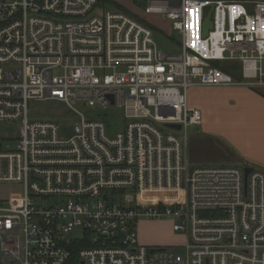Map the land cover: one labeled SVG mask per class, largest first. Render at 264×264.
Masks as SVG:
<instances>
[{
	"label": "built area",
	"instance_id": "2783aa9c",
	"mask_svg": "<svg viewBox=\"0 0 264 264\" xmlns=\"http://www.w3.org/2000/svg\"><path fill=\"white\" fill-rule=\"evenodd\" d=\"M112 3L0 0V125L20 131L0 140V184L24 189L0 199V264H264V171L188 154L203 124L192 88L264 87V0H147L180 40L169 54ZM222 61L240 62L244 81ZM33 101L74 112L73 135L31 119ZM80 103L122 108L124 130L110 136ZM141 220L171 221L183 256L142 244Z\"/></svg>",
	"mask_w": 264,
	"mask_h": 264
},
{
	"label": "rangeland",
	"instance_id": "374dc122",
	"mask_svg": "<svg viewBox=\"0 0 264 264\" xmlns=\"http://www.w3.org/2000/svg\"><path fill=\"white\" fill-rule=\"evenodd\" d=\"M116 4L112 3L111 6L105 8L106 11L117 10L126 11L131 16L140 20L143 18L149 26L153 28L154 40L164 53H174L180 45V40L177 35L173 36L171 24L166 19H163L157 15H145V8L147 6V0H115ZM141 21V20H140ZM173 36V37H172ZM214 66L222 71L229 72L234 77L235 81H244L242 77V64L240 62L222 61L214 63ZM30 118L31 119H46L56 120L61 127V134L64 137H71L73 135V129L75 121L78 116L74 115V112L67 109L64 105L55 102H30ZM76 109L79 113L83 114L87 119L101 120L111 125L108 129V134L114 136L122 132L125 128V114L124 110L119 107H109L108 109L100 107H90L85 104H78ZM65 119V122H63ZM200 127H190L189 134L192 135ZM19 124L0 125V140H16L19 138ZM212 140L203 141L197 143L193 149L195 156L205 162L219 166V162L224 158L223 152L219 146L214 147ZM221 158V159H219ZM218 162V163H217ZM228 166L237 164V161L233 160L226 163ZM239 164V163H238ZM238 166V165H237ZM24 195V189L17 183L0 184V199L8 200L14 197H21ZM124 197L120 194L116 196L115 201L119 204H124ZM49 204H58L61 202L60 198H52L47 201ZM129 206L133 207L134 203ZM138 233L142 243H149L157 247H165L168 250L176 253L179 257L184 254V249L181 248L184 239L178 233L172 231V222L163 220L161 222L145 221L141 220L138 224ZM79 235V232H77ZM142 239L145 241L143 242ZM166 239L170 242L165 243Z\"/></svg>",
	"mask_w": 264,
	"mask_h": 264
},
{
	"label": "crops",
	"instance_id": "0c3cea01",
	"mask_svg": "<svg viewBox=\"0 0 264 264\" xmlns=\"http://www.w3.org/2000/svg\"><path fill=\"white\" fill-rule=\"evenodd\" d=\"M189 105L203 115V124L190 135L188 146L194 165L214 166L193 151L197 143L213 139L210 144L219 146L224 155L219 166L235 160L264 171V87H196L189 91Z\"/></svg>",
	"mask_w": 264,
	"mask_h": 264
},
{
	"label": "water",
	"instance_id": "95a60500",
	"mask_svg": "<svg viewBox=\"0 0 264 264\" xmlns=\"http://www.w3.org/2000/svg\"><path fill=\"white\" fill-rule=\"evenodd\" d=\"M169 128L171 129H175V130H180V125H168ZM252 169L251 168H245L244 172H245V184L247 185V180H248V176L251 173Z\"/></svg>",
	"mask_w": 264,
	"mask_h": 264
},
{
	"label": "trees",
	"instance_id": "16d2710c",
	"mask_svg": "<svg viewBox=\"0 0 264 264\" xmlns=\"http://www.w3.org/2000/svg\"><path fill=\"white\" fill-rule=\"evenodd\" d=\"M227 73H229V72H227ZM238 163H239V162H238ZM237 165H238V164H237ZM240 165H243V163H242V164H240V163H239V165H238V166H240Z\"/></svg>",
	"mask_w": 264,
	"mask_h": 264
}]
</instances>
